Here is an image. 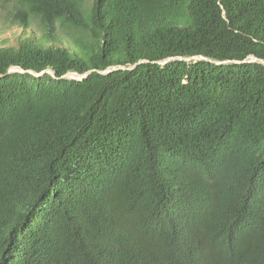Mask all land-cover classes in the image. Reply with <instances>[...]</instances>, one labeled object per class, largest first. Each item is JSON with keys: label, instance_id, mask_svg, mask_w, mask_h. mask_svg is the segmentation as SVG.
<instances>
[{"label": "trees", "instance_id": "1", "mask_svg": "<svg viewBox=\"0 0 264 264\" xmlns=\"http://www.w3.org/2000/svg\"><path fill=\"white\" fill-rule=\"evenodd\" d=\"M13 2L0 264H264V0Z\"/></svg>", "mask_w": 264, "mask_h": 264}, {"label": "rangeland", "instance_id": "2", "mask_svg": "<svg viewBox=\"0 0 264 264\" xmlns=\"http://www.w3.org/2000/svg\"><path fill=\"white\" fill-rule=\"evenodd\" d=\"M12 4H5L0 9V23L4 24V27L0 28V46H15L20 43V41L24 38L30 37V38H39L44 34V31H42L41 26L38 23H34L28 28H24L20 25H8V22L5 21L6 16V10L7 8H10ZM56 37H57V43L60 45H71L72 38L69 35V33L58 29L56 31ZM74 77H79V74L77 73H71ZM68 78L70 75L67 76Z\"/></svg>", "mask_w": 264, "mask_h": 264}, {"label": "water", "instance_id": "3", "mask_svg": "<svg viewBox=\"0 0 264 264\" xmlns=\"http://www.w3.org/2000/svg\"><path fill=\"white\" fill-rule=\"evenodd\" d=\"M251 57H252V59L259 60V61H261L262 63H264V60H263V59H258V58L255 57V56H251ZM191 58H197V57H191ZM191 58H187V59H191ZM171 59H172V58H169V59L165 60V61L162 62V63L165 64V63H167L168 61H170ZM180 59H184V58H180ZM141 62H143V61H140L139 63H141ZM236 62H238V61H236ZM217 63H222V62H217ZM135 66H137V64H135L133 67H135ZM115 69H117V68H110V69H108V70H106V71H103V73H108V72H111V71H113V70H115ZM16 70H18V68H17ZM16 70H15V68H12V69H10V72H13V71H16ZM90 72H91V71H89V72H87V73H85V74L79 75V77H74V76H72L71 74H68V75H70L71 78L83 79V78L87 77V76L90 74ZM35 74L38 75L37 73H35ZM68 75H66V76H68Z\"/></svg>", "mask_w": 264, "mask_h": 264}, {"label": "clouds", "instance_id": "4", "mask_svg": "<svg viewBox=\"0 0 264 264\" xmlns=\"http://www.w3.org/2000/svg\"><path fill=\"white\" fill-rule=\"evenodd\" d=\"M10 3V2H9ZM9 3H6V4H9ZM5 4H3L1 7H0V9L4 6ZM1 47H4V46H1ZM251 56H254V55H251ZM251 56H249V59H251V60H254V61H259V60H255V59H252V57ZM193 57H197V58H191V57H188V58H191V59H187V60H192V59H198V58H202V59H206V60H209L208 58H206V57H204V56H193ZM256 57V56H255ZM180 58H182V57H180ZM259 59V58H258ZM182 60V59H181ZM141 61H143L144 62V60H141ZM164 62V61H163ZM226 62V61H225ZM218 64H220V63H218ZM122 67V66H121ZM15 68V70L18 68V67H14ZM114 68H120V67H114ZM110 69V68H109ZM16 71H23V70H21L20 68H18V70H16ZM49 72H51V71H49ZM71 73H75V72H70V73H68V74H71ZM67 74V75H68ZM78 74V73H77ZM79 75H82V74H79ZM67 77V76H66ZM69 78H71V77H69ZM72 79H77V78H72ZM79 80H81V79H79ZM229 190H231V189H229Z\"/></svg>", "mask_w": 264, "mask_h": 264}, {"label": "bare ground", "instance_id": "5", "mask_svg": "<svg viewBox=\"0 0 264 264\" xmlns=\"http://www.w3.org/2000/svg\"><path fill=\"white\" fill-rule=\"evenodd\" d=\"M16 2H17V0H15V4H16ZM12 3H14L13 0H11L9 4H12ZM4 47H7V46H4ZM226 62H228V61H226ZM12 68H14V67H12Z\"/></svg>", "mask_w": 264, "mask_h": 264}]
</instances>
